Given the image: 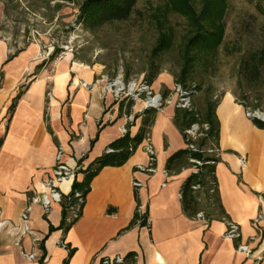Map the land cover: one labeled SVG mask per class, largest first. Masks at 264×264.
I'll use <instances>...</instances> for the list:
<instances>
[{
	"label": "crops",
	"instance_id": "0c3cea01",
	"mask_svg": "<svg viewBox=\"0 0 264 264\" xmlns=\"http://www.w3.org/2000/svg\"><path fill=\"white\" fill-rule=\"evenodd\" d=\"M10 54L8 44L0 41V219L7 221L0 228V264H63L69 249L75 252L68 264H102L105 258L132 251L137 253L135 264H264V228L253 243V254L246 256L237 250L238 240L226 237V221L184 214L180 191L193 169L172 176L165 171L168 158L186 146L174 121L175 97L156 112L150 128L154 171L140 169L150 163L144 140L124 165L105 166L92 179L82 215L67 232L50 230L61 224V202L53 203L47 214L38 203L30 214L34 233L24 235L22 213L32 196L46 192L43 182L58 152L69 167L85 170L123 135L125 114L120 113L121 101L103 95L107 76L101 65L70 52L50 62L52 50L36 42ZM98 79L101 85L92 91L79 83ZM164 82L171 90L169 79ZM160 86L154 83L152 89L160 92ZM193 99L200 105L198 97ZM141 103H134V114L142 113ZM216 113L218 193L229 220L239 225L242 241H247L257 234L253 218L264 212V129L232 92L222 94ZM141 125L142 115L130 128L132 136ZM84 177L79 172L61 183V193L68 195L74 181ZM136 180L142 183L139 188ZM138 200L149 225L127 229ZM30 254L34 258L28 259ZM260 254L263 259L257 262Z\"/></svg>",
	"mask_w": 264,
	"mask_h": 264
},
{
	"label": "trees",
	"instance_id": "16d2710c",
	"mask_svg": "<svg viewBox=\"0 0 264 264\" xmlns=\"http://www.w3.org/2000/svg\"><path fill=\"white\" fill-rule=\"evenodd\" d=\"M194 1L172 0L171 2L169 0L168 3L148 13L150 21L157 27L158 34L151 50L148 75L145 79L149 85H152L160 73L159 60L178 47L180 70L174 76L175 84H179L191 92L192 108L176 107L174 121L183 134L186 146L168 158L165 171L168 176H172L185 169H197V172H192L181 186V203L184 214L190 218H197L199 213H203V219L208 222L213 219L226 221L229 218L221 204L216 177V165L221 160L220 121L216 110L222 95L215 98L208 94L204 97L193 79L197 66L201 63L211 64L224 42L226 30L224 18L228 2L227 0H220V2L214 3L212 0H201V7L198 8ZM138 3L139 0H84L79 6L77 22L89 30L117 22H126L137 12H140ZM173 13L185 17L187 22L185 32L180 36V41L178 40L177 28L171 22L170 17ZM263 68L264 45L260 50L253 51L246 56L241 65V73L248 83H255L260 78ZM193 86L194 88H192ZM170 93L171 91L168 90L164 97L167 98ZM194 97L199 98L200 105L194 102ZM236 99L246 110L248 109L245 100ZM133 105V100L121 101L120 113L132 114ZM157 111V109H146L139 115L134 114L135 119L142 115V125L139 132L132 136L130 131L132 124L128 123L126 133L112 142L109 149L89 164L85 170L79 171L83 172L85 177L81 182L75 180L72 191L68 195H63L61 224L57 228L51 226V231L62 229L67 232L81 217L86 197L91 190L92 179L103 167L122 166L134 155L147 135H150V128ZM196 123L201 126L202 135L194 139L186 131ZM254 123L264 129V120L255 118ZM204 125H208V128L205 129ZM211 149H218V151L209 152ZM152 166L155 168V161ZM76 192L82 194L83 202H80L78 211L73 213L72 207L73 205L77 206L78 202V199L75 198ZM137 224L140 226L149 225L147 212L141 213L140 211L139 200L127 229ZM40 246L44 251L42 243ZM65 246L70 248L67 244ZM74 252L75 249H69V255L63 264H68ZM136 256V252H129L124 256V264H135Z\"/></svg>",
	"mask_w": 264,
	"mask_h": 264
},
{
	"label": "rangeland",
	"instance_id": "374dc122",
	"mask_svg": "<svg viewBox=\"0 0 264 264\" xmlns=\"http://www.w3.org/2000/svg\"><path fill=\"white\" fill-rule=\"evenodd\" d=\"M83 1L0 0V41L8 44L12 55L29 43L36 42L44 49L52 50L50 62H54L59 53L67 51L68 47L75 57L101 65L109 79L121 77L129 82L144 77L146 80L151 50L158 34L148 13L169 0H139L140 12L130 20L95 30H89L77 22L79 6ZM194 2L198 8L201 7V0ZM227 2L224 42L211 64L201 63L197 66L193 82L204 97L209 94L216 98L229 91L236 98L245 100L247 110L264 114V68L255 83H248L241 73L246 56L264 45V0ZM170 18L177 28L180 41L187 25L186 19L176 13L171 14ZM159 65L160 73L152 85L160 83V92L157 93L164 96L169 90L164 80L169 79L172 89L168 100H172L175 96L174 76L180 70L178 47L162 56ZM140 105L143 107V103Z\"/></svg>",
	"mask_w": 264,
	"mask_h": 264
},
{
	"label": "built area",
	"instance_id": "2783aa9c",
	"mask_svg": "<svg viewBox=\"0 0 264 264\" xmlns=\"http://www.w3.org/2000/svg\"><path fill=\"white\" fill-rule=\"evenodd\" d=\"M67 51H61L57 58L54 59V63H57L64 55L69 53V50L72 51L70 48L66 47ZM80 86L92 91L93 89L97 88L101 85V79L96 80L93 83L86 82L84 80H80ZM194 88V86L192 87ZM103 95L105 98H107L108 95H111L114 102H120L123 100H133L135 102H142L143 107L142 111L146 109H162L170 100H168L169 96L166 98L161 93H157L153 91L151 85H149L146 80H144V77H141L139 79H133L129 82H125L123 78L117 77L115 79H109L106 78L105 83L102 85ZM175 97L176 98V106L180 108H192V98H191V92L187 89L183 88L179 84H175L174 87ZM51 93H48L50 95ZM172 95V94H171ZM134 107V106H133ZM247 115L251 117L254 115L252 111L247 110ZM263 114V113H262ZM263 120H264V114H263ZM125 123L122 126V134L126 133L128 128L127 124L131 123L133 124L135 120L134 114L130 115H124ZM205 129L208 128V125H204ZM187 134L191 136L192 138H197L198 136H201V126L196 123L191 126L187 131ZM150 135H147L145 141H147L146 144V150L150 154V163L148 166L143 167L140 166V169L147 172L154 171V167L152 166V163L155 161V151L153 147L148 144L149 143ZM192 147V146H191ZM217 152L218 149H211L209 152ZM63 152L59 151L56 156V163L48 176V178L43 182V185L46 189V192L42 195H34L30 198L27 207L22 213V222L24 225L23 234H31L34 233V231L30 228L29 222H30V214L33 210V205L41 203L43 205V208L45 210V213H49L50 208L53 203L55 202H61L63 198V194L61 193L59 186L61 183H63L66 180H72L75 179L78 172L82 170V166L78 165L75 169L69 167L67 164H65L62 161ZM242 163H245L244 159H241ZM197 163L200 164V162L197 161ZM193 172H197V169H193ZM142 186V183L140 181H135V187L139 188ZM75 198L78 199L77 206L73 205L72 209L73 213H76L78 211V208L80 207V202H83V197L80 192L75 193ZM262 201H264V198H261ZM141 213H143L142 208L140 207ZM1 213V210H0ZM198 218H204L203 213L198 214ZM227 222V231H226V237L229 239L238 240L237 244V250L246 256H251L254 252L253 243L258 238V233H260L264 228V212L260 211L252 221L253 227L256 229L257 234L253 235L248 239L247 241H242V233L240 230V227L237 223H234L230 220H226ZM7 223L6 220L0 219V228L3 227ZM14 229H19V226L15 225ZM34 258V254H30L28 256V259ZM263 259V255H258L256 257V261L259 262ZM102 264H124V256H117L114 258H105L102 261Z\"/></svg>",
	"mask_w": 264,
	"mask_h": 264
},
{
	"label": "water",
	"instance_id": "95a60500",
	"mask_svg": "<svg viewBox=\"0 0 264 264\" xmlns=\"http://www.w3.org/2000/svg\"><path fill=\"white\" fill-rule=\"evenodd\" d=\"M263 114L262 113H257V114H254V115H252L250 118L251 119H255V118H258V119H262L263 120Z\"/></svg>",
	"mask_w": 264,
	"mask_h": 264
}]
</instances>
